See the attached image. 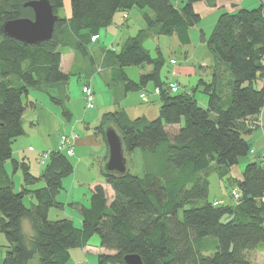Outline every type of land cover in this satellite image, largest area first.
Here are the masks:
<instances>
[{"label":"trees","instance_id":"trees-1","mask_svg":"<svg viewBox=\"0 0 264 264\" xmlns=\"http://www.w3.org/2000/svg\"><path fill=\"white\" fill-rule=\"evenodd\" d=\"M29 1L37 0H0V27L8 21L32 19L31 9L24 6ZM47 1L57 17L68 7V17H58L49 41L25 45L0 30V234L7 244L0 264H31L35 257V264H68L71 251L84 249L94 236L98 247L108 252L97 256V264H126L127 255H137L142 264H253L250 255L264 243V154L252 156L245 137L259 129L264 109V0L250 10L237 8L217 16L206 40L216 66L210 81H198L206 96L204 106L196 100L195 90L164 91L171 82L179 84L161 78L163 58H152L142 43L175 35L181 46L188 45L190 29L202 20L193 7L208 0ZM135 8L144 13L145 27L127 37L118 51L103 50L105 63L93 72L107 70L123 94L138 92L144 96L140 99L147 98L145 88L152 84L150 95L160 101L158 117L131 120L123 110H114L101 116L93 134L106 145L104 130L113 127L125 155L140 150L143 174L135 176L127 168L125 175L115 176L101 169L112 198L96 184L88 205L79 207L80 227L69 218L51 220L50 210L64 207L57 196L73 166L58 147L48 152L37 176L23 159L13 157L12 144L24 134L22 116L34 106L23 103V97L30 90L56 91L58 96L51 101L69 123L65 87L76 73L61 71V51L71 50L93 62L92 38L96 41L117 14L125 21ZM129 67L139 69L138 82L128 78ZM84 86L90 88L94 101L91 85ZM157 88L160 93L155 95ZM71 135L76 139L71 140ZM61 138L67 139L73 156L78 136L71 132ZM241 164L245 166L239 174L231 173ZM7 166L13 173L21 170L18 193ZM210 168L226 178L235 203L208 201ZM26 197L31 200L29 207L24 204ZM24 223L30 230L27 234Z\"/></svg>","mask_w":264,"mask_h":264},{"label":"rangeland","instance_id":"rangeland-1","mask_svg":"<svg viewBox=\"0 0 264 264\" xmlns=\"http://www.w3.org/2000/svg\"><path fill=\"white\" fill-rule=\"evenodd\" d=\"M254 1L255 0H244V4L248 6L254 3ZM243 8H248L247 10H250L249 8L251 7ZM144 12H148V10L145 9ZM143 14L141 10L135 8L128 13L129 18L125 21L120 18V16H122L121 14H117L114 17V24L111 25L108 30H101L99 32L98 36L100 39L95 44V47L98 46L102 50L114 48L118 51L120 45L127 37L135 36L139 30L145 27V23L142 20ZM63 16L64 10L62 9L59 11L58 17L62 18ZM212 20L213 17H208L199 25L207 36H210L209 28L212 24ZM200 28L194 27V30L190 32L191 41L186 46H181L175 35L148 38L143 41L142 46L152 58L158 55L163 58L164 65L160 71L161 78L176 79L177 83L181 85H178L179 92H183V90H195L194 95L196 100L206 103V96L202 93L201 87H198V81L203 80L207 82L210 79L208 71L212 65V63H210L212 54L207 48L200 49L198 47ZM64 51L66 52L68 50L65 49ZM101 53L100 51L96 53L97 65H99V63L101 64ZM170 60H173L175 64L173 65ZM203 64L209 66V68H201ZM62 66L67 70L70 66L69 57L65 58ZM125 70L131 81L138 82L140 71L137 67H129ZM106 73L107 72L104 71L100 75L94 74L95 76L90 81L94 92V107L91 110L86 108L84 97L82 93L80 94L83 80H86V73H81V79H78L76 76L70 78L68 85V100L65 102V108L71 114V121L69 123L62 117L61 108L51 101L52 97L56 98L58 96L56 91L30 90L28 97H23V103L26 101L32 102L35 107L28 106L25 109L22 116L24 134L13 142L12 150L14 158L17 160L23 159L24 162L27 163L31 174L35 176L39 174L43 165L39 161V155L56 150L61 137L68 136L71 132H74L78 136L73 148L74 155L68 158L73 166V172L70 176L63 179V188L57 196V200L63 202L64 207L62 210H50L49 217L51 220L55 218H66V216H68L72 218L76 226L80 227L81 222L80 220L79 223L77 221L80 218V211L75 205L72 206L70 203L77 201L87 206L90 189L96 184H100L106 189V195L109 200L113 196L112 190L105 184L104 178L101 175V169L106 161L105 159L102 164V153L104 152L106 154L105 146L101 144L98 138L93 134V129L99 124L101 116L105 113L112 112L115 108L112 105V98L114 95L112 92L113 89L107 88L106 85L104 89V77ZM103 89L105 93H103ZM152 90L153 85L148 84L145 88L147 95L145 100L147 101L146 103H144V100H142L144 102L138 100V92L129 93L130 100L137 102L135 103L138 107L137 111L146 110L147 118L150 121L158 117L160 103L158 98L150 95ZM74 94H76V96ZM151 101L153 102L151 103ZM104 108H106V110ZM130 117L136 118L132 113H130ZM262 122L264 128V119ZM258 128H262L261 123ZM259 129L245 137V140L248 141L251 148H253L255 144L256 147L258 145L260 146L263 142L262 129ZM256 139H258V141H256ZM124 157L126 159V167L129 171L133 175L141 177L143 174V164L140 150H136L130 157L124 154ZM212 167H214V165ZM7 168L9 169V166H7ZM241 170H243L242 165H238V168L234 167L230 171L233 174H239ZM9 174L14 184V191L18 193L22 180L21 170L13 173L10 168ZM206 174L208 175L207 180L209 182L208 201L222 200L224 203H235V199L230 196L232 187L229 186L226 178L222 177L223 175L218 173L217 170H213V168H210ZM41 184L42 183L38 185ZM74 197L77 199H74ZM30 201V198L26 197L24 199L25 206L29 207ZM28 228V225L24 223V232H26V234L30 231ZM6 245L4 236L0 234V261L5 256ZM86 249H89L88 255H85L84 249L79 248L72 250L68 264H97V256L102 253H108L98 247V239L96 236L90 239ZM250 258L253 264H264V243L260 244L256 251L252 252ZM36 262L37 257L33 259L31 264H35Z\"/></svg>","mask_w":264,"mask_h":264},{"label":"crops","instance_id":"crops-1","mask_svg":"<svg viewBox=\"0 0 264 264\" xmlns=\"http://www.w3.org/2000/svg\"><path fill=\"white\" fill-rule=\"evenodd\" d=\"M245 2H244V0H214V1H206V2H204V3H198V4H195L194 5V11L197 13V14H199L200 16H201V18H202V20H201V22L204 20V19H206V18H208V17H213V20H212V24H211V26H210V28H209V33H211V31H212V29H213V26H214V23H215V21H216V19H217V16L219 15V13L221 12V11H227V12H231V11H233V10H235V9H237V8H243V7H251V8H249V9H252V8H255V7H257L258 5H259V0H255L254 1V3H252V4H249L248 6H245V4H244ZM246 9H248V8H246ZM64 15L66 16V17H68V7H67V5H65V7H64ZM120 18H122V16H120ZM129 18V17H128ZM200 22V23H201ZM200 23L197 25V26H195V27H198V28H200L199 27V25H200ZM113 24H114V20H113ZM112 24V25H113ZM111 27V26H110ZM109 29V27L106 29V30H108ZM192 30H194V27L193 28H191L190 29V31H189V36H190V41H191V34H190V32L192 31ZM209 33H208V35H209ZM203 34V38H204V40L201 38V35ZM207 38H208V36L206 35V33L205 32H203V30L200 28L199 29V48L200 49H204V48H207L206 47V40H207ZM100 38H99V36L96 38V41H95V43H93L92 44V46L90 47V50H89V54H90V56H93V62H90V61H88L87 60V58H85V57H82V56H80V55H77V54H74L71 50H68V51H64V50H62L61 51V64H60V68H61V71L63 72V73H65V74H67V73H69V72H71L72 71V68H73V71H74V73H76L75 74V76L78 78V79H81V73H86V80H83V85H82V87L85 85V84H90V81L92 80V78L95 76L94 74H96L97 72H101L102 73V71L101 70H99V68H97V70L95 71V73L93 72L94 71V68L97 66V64H96V61H97V56H96V53L98 52V51H100V52H103V50L100 48V47H95V44L97 43V41L99 40ZM97 50V51H96ZM65 52V53H64ZM67 57H69L70 58V66L67 68V70H65L64 68H63V66H62V64H63V61L65 60V58H67ZM210 61V60H209ZM100 62H101V64L102 63H105V60H103V53H101V56H100ZM210 63H212V65L210 66V69H209V71H208V74H209V76H210V79L208 80V81H210L211 80V75H212V73H213V70L215 69L214 67L216 66V63H215V60L213 59V57L211 58V61H210ZM99 65H100V63H99ZM201 68H209V66H206V65H201ZM147 71H149L150 70V68H147L146 69ZM107 73L105 74V77H104V89H105V85L107 86V88H109V89H113V98H112V101H113V103H112V105H113V107H115L114 108V110H123L124 112H125V114L127 115V117L129 118V119H135V118H131L130 117V113H132L136 118L137 117H144V118H146V119H148L147 118V114H146V110H144V111H137V109H138V107H137V105L135 104V103H137V102H135L134 100L132 101V100H130V94L128 93V94H123L122 93V89H121V87H119V86H114L113 84H112V82H111V80H110V77H109V74H108V71L107 70H105ZM90 72V73H89ZM98 75H100V74H98ZM72 77V76H71ZM75 80H77V79H75ZM174 81H176L177 82V80L176 79H173ZM70 81V80H69ZM68 85H69V82L67 83V85H66V87H65V90H66V93H67V95L69 94L68 93ZM91 85V84H90ZM257 86H260V83H258V85ZM104 89L102 90L103 91V93H105V91H104ZM82 93V89H80V94ZM75 96H76V94H74ZM77 95H78V93H77ZM140 94H138V100L140 101H142V100H146V99H140V96H139ZM116 97V99H117V101L115 100V97ZM78 97V96H77ZM144 101H142V102H144ZM205 101V100H204ZM147 101H145L144 103H146ZM153 101H151V103H152ZM201 105H205V102H199ZM31 107H35V105L34 106H31ZM110 107V106H109ZM105 110H106V108H104ZM107 109H110V108H107ZM113 110V111H114ZM137 115V116H136ZM259 119H260V121H261V124H262V130H261V132H262V134H263V137H262V143L260 144V146L258 145L257 147H256V144H255V146L253 147V148H251V151H252V156H257V155H262V154H264V140H263V138H264V128H263V119H264V109H263V111H262V113H261V115H260V117H259ZM96 138H98V141L101 143V144H104V146H105V150H106V154L103 152L102 153V164H103V161L106 159V157H107V152H108V150H107V147H106V145H105V142H104V140L102 139V137L101 136H96ZM256 141H258V139H256ZM259 142H261V141H259ZM134 153H132L131 154V156L133 155ZM242 165V169H243V166H244V164H241ZM240 166V165H239ZM240 168V167H239ZM242 171V170H241ZM240 171V172H241ZM239 173V172H238ZM93 188V187H92ZM92 188L90 189V190H92ZM80 189V188H79ZM106 190V189H105ZM74 199H77L76 197H74ZM214 201H222V200H214ZM60 203H62L63 205H64V203L63 202H61V201H59ZM71 205L73 204V205H75L78 209H79V207H81V206H84V205H82V204H80L79 202H77V201H73V202H71L70 203ZM72 205V206H73ZM50 214V213H49ZM65 215V214H64ZM66 218H69V219H72V218H70V217H68V216H66ZM79 220H80V218L77 220L78 221V223H79ZM76 226V225H75ZM76 227H79V226H76ZM87 247H85L84 248V253H85V255L87 254H89V249H86ZM87 257V256H86Z\"/></svg>","mask_w":264,"mask_h":264},{"label":"water","instance_id":"water-1","mask_svg":"<svg viewBox=\"0 0 264 264\" xmlns=\"http://www.w3.org/2000/svg\"><path fill=\"white\" fill-rule=\"evenodd\" d=\"M24 6L31 9L33 18L5 22L0 27L1 33L25 45H37L49 41L53 34L54 24L58 20L49 2L47 0L29 1ZM104 137L108 155L103 164V171L115 176L125 175L127 171L125 150L120 135L113 127L108 126L104 130ZM124 262L142 264L137 255L125 256Z\"/></svg>","mask_w":264,"mask_h":264},{"label":"built area","instance_id":"built-area-1","mask_svg":"<svg viewBox=\"0 0 264 264\" xmlns=\"http://www.w3.org/2000/svg\"><path fill=\"white\" fill-rule=\"evenodd\" d=\"M91 41L94 42L95 38H92ZM171 63L174 64L173 61H171ZM178 90H179L178 85L176 83H172V82L169 83L166 88L164 87V91H166L167 93H170V94H174ZM159 93H160V90L158 88L154 90V94L155 95H158ZM82 94L84 96L87 109H92L93 108V104H92L93 97H92V92H91L90 88L87 87V86H83L82 87ZM140 97L143 98L144 96L140 95ZM70 138H71V140H75L76 136L75 135H71ZM66 143H67V139L66 138H61V140L59 142L58 149L61 150V151L63 149V151L65 150V152H66V154L68 156H72V154H73L72 153V149L69 146H67ZM47 157H48V153L41 154L40 158H39L40 159L39 160L40 163L44 164V161L47 159ZM235 196H236V194H235Z\"/></svg>","mask_w":264,"mask_h":264}]
</instances>
